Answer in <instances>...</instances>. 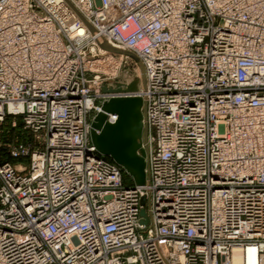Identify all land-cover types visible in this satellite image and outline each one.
I'll use <instances>...</instances> for the list:
<instances>
[{
  "label": "built area",
  "instance_id": "obj_1",
  "mask_svg": "<svg viewBox=\"0 0 264 264\" xmlns=\"http://www.w3.org/2000/svg\"><path fill=\"white\" fill-rule=\"evenodd\" d=\"M104 43L143 66L142 186L91 143ZM6 116L39 147L0 161V264H264V0H0Z\"/></svg>",
  "mask_w": 264,
  "mask_h": 264
},
{
  "label": "water",
  "instance_id": "obj_2",
  "mask_svg": "<svg viewBox=\"0 0 264 264\" xmlns=\"http://www.w3.org/2000/svg\"><path fill=\"white\" fill-rule=\"evenodd\" d=\"M115 54H123L131 58L141 70V80L133 79L128 85L123 87L117 83L115 88L102 87L103 93H124L126 96L112 97L101 105V111L98 112L91 123L90 139L96 150L129 175L135 185L142 186L146 183L145 172V149L142 143L146 142L147 129L143 125V102L136 93L139 85L144 87V70L139 59L129 51L116 49L104 43L101 46ZM115 115L116 121L109 122L108 115ZM141 204L144 206L145 199ZM141 217L144 218L141 223L147 224L145 210L141 211Z\"/></svg>",
  "mask_w": 264,
  "mask_h": 264
},
{
  "label": "rangeland",
  "instance_id": "obj_3",
  "mask_svg": "<svg viewBox=\"0 0 264 264\" xmlns=\"http://www.w3.org/2000/svg\"><path fill=\"white\" fill-rule=\"evenodd\" d=\"M135 78L141 80V70L135 61L129 58L122 66L116 79L107 83L105 87L114 88L117 83L123 85L126 82L130 83ZM140 87H143L141 83ZM33 147H39V145L35 136L25 129L22 118L6 116L0 124V161L10 163L18 169H27L31 163L30 153L27 150H31ZM25 151H27V155L22 156V152ZM123 182L125 186L135 185L133 179L125 172Z\"/></svg>",
  "mask_w": 264,
  "mask_h": 264
},
{
  "label": "bare ground",
  "instance_id": "obj_4",
  "mask_svg": "<svg viewBox=\"0 0 264 264\" xmlns=\"http://www.w3.org/2000/svg\"><path fill=\"white\" fill-rule=\"evenodd\" d=\"M124 51V50H123ZM130 52V51H129ZM132 53V52H131ZM119 55H123V54H119ZM135 55V54H134ZM125 56V55H124ZM136 56V55H135ZM137 57V56H136ZM129 58V57H128ZM110 65V64H109ZM104 66V65H102ZM114 68V67H113ZM107 71V70H105ZM139 90V89H138ZM137 93V92H136ZM135 94V93H134ZM99 153V152H98ZM100 154V153H99ZM101 157H105V156H102L100 154ZM9 201H16V194H9ZM257 251L255 248H250L247 250L246 254L243 255L241 252L239 251H236L235 252V255L233 256V261L235 263H241L242 260H244V258L248 261V263H255L256 262V259H257Z\"/></svg>",
  "mask_w": 264,
  "mask_h": 264
}]
</instances>
